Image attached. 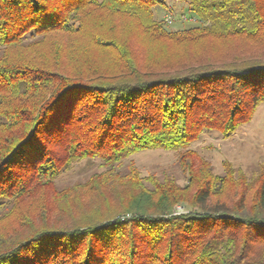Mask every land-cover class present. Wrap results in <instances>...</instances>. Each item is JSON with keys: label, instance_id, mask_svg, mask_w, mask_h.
<instances>
[{"label": "trees", "instance_id": "1", "mask_svg": "<svg viewBox=\"0 0 264 264\" xmlns=\"http://www.w3.org/2000/svg\"><path fill=\"white\" fill-rule=\"evenodd\" d=\"M176 1L197 27L159 0H0V264H264V173L191 148L264 103V0ZM145 150L185 183L123 165Z\"/></svg>", "mask_w": 264, "mask_h": 264}, {"label": "rangeland", "instance_id": "2", "mask_svg": "<svg viewBox=\"0 0 264 264\" xmlns=\"http://www.w3.org/2000/svg\"><path fill=\"white\" fill-rule=\"evenodd\" d=\"M162 1L153 7L155 17L165 20L171 17L173 23L168 25L169 30H180L197 27L194 19H185L189 15L188 4L176 0ZM202 158L207 159L216 174H222L225 164H230L236 170L245 174L248 181H254L264 173V103L260 104L248 123L240 126L234 135L224 138L216 131L205 130L199 139L191 145ZM178 152L165 150H145L131 155L123 161L127 166L133 162L139 169L142 177L174 176L180 184L185 183V177L177 166ZM101 161H80L71 169L64 172L58 179V185H73L88 179L95 172H102ZM182 206L177 207L176 213H185Z\"/></svg>", "mask_w": 264, "mask_h": 264}, {"label": "built area", "instance_id": "3", "mask_svg": "<svg viewBox=\"0 0 264 264\" xmlns=\"http://www.w3.org/2000/svg\"><path fill=\"white\" fill-rule=\"evenodd\" d=\"M166 22L169 23V24H172L173 23V19L171 17H166Z\"/></svg>", "mask_w": 264, "mask_h": 264}]
</instances>
